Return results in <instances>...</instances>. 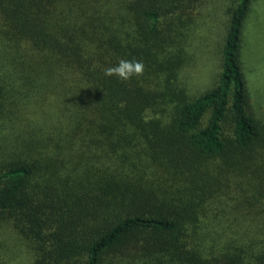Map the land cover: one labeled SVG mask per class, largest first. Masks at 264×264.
I'll use <instances>...</instances> for the list:
<instances>
[{"label": "trees", "instance_id": "trees-1", "mask_svg": "<svg viewBox=\"0 0 264 264\" xmlns=\"http://www.w3.org/2000/svg\"><path fill=\"white\" fill-rule=\"evenodd\" d=\"M256 1L228 0L194 93L213 0H0V264H264ZM133 57L143 76L104 75Z\"/></svg>", "mask_w": 264, "mask_h": 264}, {"label": "rangeland", "instance_id": "rangeland-1", "mask_svg": "<svg viewBox=\"0 0 264 264\" xmlns=\"http://www.w3.org/2000/svg\"><path fill=\"white\" fill-rule=\"evenodd\" d=\"M213 1L215 3L218 1L217 6L210 2L197 9L202 13L195 17L194 24L204 25V27L198 35V41H195L194 61L184 69L194 93L200 92L212 84L220 65L219 44L222 26L225 25L226 19L224 9L228 0ZM254 10L255 14L248 23L246 35L249 45L246 51L251 60L249 65L253 69L250 74L253 88L264 90V61L263 63L260 61L262 56L264 57V0H257ZM207 26H211L212 32L207 31ZM252 102L254 104L255 100L252 99Z\"/></svg>", "mask_w": 264, "mask_h": 264}, {"label": "clouds", "instance_id": "clouds-1", "mask_svg": "<svg viewBox=\"0 0 264 264\" xmlns=\"http://www.w3.org/2000/svg\"><path fill=\"white\" fill-rule=\"evenodd\" d=\"M145 65L142 60L137 58H119L115 65L103 68L106 77H116L121 81H130L133 78L143 76Z\"/></svg>", "mask_w": 264, "mask_h": 264}]
</instances>
